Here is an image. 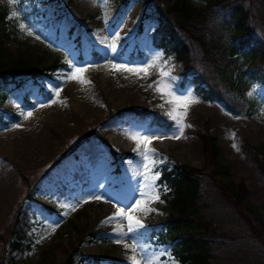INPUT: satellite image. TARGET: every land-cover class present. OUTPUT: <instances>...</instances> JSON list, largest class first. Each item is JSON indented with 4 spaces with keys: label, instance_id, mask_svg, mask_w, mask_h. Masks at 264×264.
Returning <instances> with one entry per match:
<instances>
[{
    "label": "rangeland",
    "instance_id": "rangeland-1",
    "mask_svg": "<svg viewBox=\"0 0 264 264\" xmlns=\"http://www.w3.org/2000/svg\"><path fill=\"white\" fill-rule=\"evenodd\" d=\"M172 1L160 0L162 6ZM2 8L18 34L0 43V58L8 62L21 60L42 71L33 76L21 75L16 83L0 86V117L8 121L0 130V231L9 223L24 190L14 166L29 176L47 171L33 186L30 197L20 202L11 238L17 247L7 246L2 256L0 251L1 264H64L69 255L70 264H129L131 252L124 244L131 245L133 238L113 233L116 223L126 225V221H101L116 207L130 206L129 202L140 198L142 157L134 151L137 143L130 135L158 137L151 140L150 146L156 152L150 158L162 162L153 172L160 174L162 168L175 163L201 168L204 159L198 132L206 121L231 167L230 175L220 181L237 184L244 180L247 200L255 207L262 206L264 178L245 157L241 145L243 140L264 144V83L252 82L243 94L238 88H228V94L242 104L238 114L231 113L222 102L201 98L189 77L183 79L181 65L151 44L156 25L153 9L138 0H109L106 9L93 0H0ZM13 11L16 17L11 16ZM20 24L26 29L22 30ZM114 38L113 52L109 45ZM95 55L99 56L97 60ZM54 61L59 63L57 68L45 69ZM153 61L147 75L112 68L113 64L145 67ZM69 62L85 69L83 75L89 84L66 79ZM162 71L174 78L170 83L177 96L191 95L199 101L189 106L184 123L191 127L183 129L180 139L172 138L181 134L165 114L170 106L150 87L161 79ZM118 78L121 87L116 83ZM247 80L245 77L242 82ZM53 89L59 91V97ZM128 106L155 109L172 125L168 129L149 128L146 123L136 122L128 111L103 121L106 108ZM29 112L32 115L26 117ZM14 116L17 121H9ZM79 127H95L106 144L94 140L91 145L82 143L57 161L63 148L54 135L72 143ZM164 138L168 141L159 146ZM62 167L65 172L60 177ZM155 184L160 199L151 207L156 211L138 214L146 226L136 237L144 249L138 256L146 253L162 262L174 260L179 264L169 246L160 244L154 236L168 212L157 180ZM62 205L76 207L71 210Z\"/></svg>",
    "mask_w": 264,
    "mask_h": 264
},
{
    "label": "trees",
    "instance_id": "trees-1",
    "mask_svg": "<svg viewBox=\"0 0 264 264\" xmlns=\"http://www.w3.org/2000/svg\"><path fill=\"white\" fill-rule=\"evenodd\" d=\"M138 1L153 9L156 25L151 33L152 45L181 65L183 79L189 77L196 94L205 100L222 102L231 113L238 114L242 104L228 94V88H238L243 94L252 82L264 83V0H173L168 6H162L160 0ZM17 34L16 25L7 18V10L0 9V43ZM98 58L95 55V60ZM237 61L240 63L236 64ZM58 64L54 61L45 69L57 68ZM41 71L21 60L8 62L0 58V86L16 83L21 75L33 76ZM245 77L249 80L242 82ZM123 111L149 128L168 129L172 125L168 117L155 109L130 106L106 108L103 121ZM9 119L17 121L15 116ZM7 124L0 117V130ZM54 136L63 148L57 160L82 143L91 145L94 140L106 144L95 127H79L72 143ZM198 139L204 159L201 168L175 163L160 171L157 183L168 212L154 236L160 244L169 246L179 264H264V202L258 208L247 200L244 180L237 184L220 181L230 175L231 167L206 121ZM241 149L264 178V144L253 145L243 140ZM14 167L24 190L9 223L0 231L1 256L7 246L17 247L11 238L20 202L30 197L33 186L47 171L29 176ZM70 257L64 264L71 263Z\"/></svg>",
    "mask_w": 264,
    "mask_h": 264
},
{
    "label": "snow or ice",
    "instance_id": "snow-or-ice-1",
    "mask_svg": "<svg viewBox=\"0 0 264 264\" xmlns=\"http://www.w3.org/2000/svg\"><path fill=\"white\" fill-rule=\"evenodd\" d=\"M9 2L15 3V0H9ZM93 3H99L101 7L106 9L109 0H93ZM11 16L16 17L17 12L13 11ZM20 28L25 30L26 26L24 24H20ZM115 39L116 38H114L113 42L109 45L113 52L116 48ZM154 64L155 61L149 63L145 67L136 68L113 64L112 68L116 71L124 70L136 73L137 75L141 73L147 75L149 74L148 69L152 68ZM69 67L70 72L65 74L66 79L76 80L82 85L90 83V81H88L83 75L85 71L84 68H77L72 65L71 62H69ZM160 76L161 79L155 81L153 85H150V87H153L154 90L161 96V99H165V103L170 106L169 110L165 114L175 122L177 130L181 134L179 136H173L172 138L180 139L183 134V129L185 127H191V125L184 123L185 117L188 113V108L191 104L198 103L199 101L191 95L177 96L172 90L170 80L174 78L171 77L170 72L162 71ZM53 91L54 94L59 97V91L56 89H53ZM53 102L55 103L56 101ZM161 107H164V105L162 104ZM31 115L32 114L29 112L26 114V117ZM17 127H19V125H17ZM129 138L137 143V147L134 151L138 152L142 157L143 172L138 173L142 177V181L139 182L140 198L135 199L134 203L129 202L130 206L125 204L122 207H116V211L112 215L106 217L104 221H101V224H110L121 220L126 221V225L116 223V226L113 228V233L119 237L131 236L133 238L134 242L131 245L124 244V248L131 252V255L128 257L129 264H176L174 260L162 262L156 255L148 256L144 253L138 256L139 253H143L144 249L141 244L136 242V237L142 235L141 230L146 227L138 218V214L143 213L144 215H148L156 211V209L151 207V204L158 202L160 199L159 192L157 191V185L155 184V181L159 179V172H153V168L157 163H161L162 161L150 158L154 156L156 152V150L150 146L151 140L158 137H148L135 134L130 135ZM233 147L236 148L237 145L233 144ZM164 159L166 160L167 158ZM94 198L97 200L101 199L100 196H95ZM77 203H79V201H77ZM61 207L74 210L76 205H62Z\"/></svg>",
    "mask_w": 264,
    "mask_h": 264
},
{
    "label": "bare ground",
    "instance_id": "bare-ground-1",
    "mask_svg": "<svg viewBox=\"0 0 264 264\" xmlns=\"http://www.w3.org/2000/svg\"><path fill=\"white\" fill-rule=\"evenodd\" d=\"M120 82H122V80L120 79V78H118L117 80H116V83H118L120 86L119 87H121V84H120ZM124 86V85H123ZM138 130V129H137ZM136 132V131H135ZM168 141V139L167 138H164L163 140H160L159 141V146L160 145H162L163 143H165V142H167ZM66 167H68V166H70L69 164H66L65 165ZM75 167V166H74ZM63 172H65V168H61V170H60V174H59V176L61 177V175L63 174ZM70 172H72V170H70ZM64 175V174H63ZM59 179V178H58ZM66 181V180H65ZM46 182V181H45ZM44 185V184H43Z\"/></svg>",
    "mask_w": 264,
    "mask_h": 264
}]
</instances>
